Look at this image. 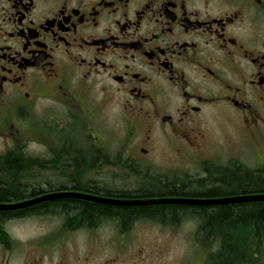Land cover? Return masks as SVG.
Returning <instances> with one entry per match:
<instances>
[{"label": "flooded vegetation", "instance_id": "1", "mask_svg": "<svg viewBox=\"0 0 264 264\" xmlns=\"http://www.w3.org/2000/svg\"><path fill=\"white\" fill-rule=\"evenodd\" d=\"M42 98L92 116L104 101L118 106L129 127L143 130L134 137L135 161H147L158 135L194 146L216 109L252 129L264 119V0H0V127L6 113ZM65 131L45 167L68 171V157L89 161L76 166L79 174L134 168L131 157L118 163L98 144L78 149ZM142 168L134 171L146 181ZM53 216L56 241L89 231ZM29 217L0 221V264H41L12 234Z\"/></svg>", "mask_w": 264, "mask_h": 264}, {"label": "rangeland", "instance_id": "2", "mask_svg": "<svg viewBox=\"0 0 264 264\" xmlns=\"http://www.w3.org/2000/svg\"><path fill=\"white\" fill-rule=\"evenodd\" d=\"M94 101L97 103L99 100L96 98ZM55 105L42 98L35 107L6 113L9 123L0 127V155L24 142L22 148L28 156L50 158V150L58 147L57 136L61 137L64 127L66 131L69 129V138L77 142L80 150L89 147L90 142L98 144L109 154L131 157L134 168L101 167L96 172L92 171L93 174H81L88 179L97 178L104 185L105 181L110 182L117 189H123L122 186L137 188V185L145 182L140 177L142 171H134L140 167L148 168L146 173L151 178L162 175L167 180L171 175L204 179L207 173L202 169L203 162L228 165L229 161L236 160L251 169L264 165V119L254 128L248 129L216 109L211 111L199 127L203 139L195 142L194 146L178 144L158 135L153 139L151 155L146 158L147 161H135L132 159L135 156L132 151L134 137L143 134V130L140 126L129 127L125 122L126 114L118 106L104 101L100 104V113L92 116L74 108H66L64 111ZM13 121L17 125L10 127ZM72 125L74 129H71ZM88 131L91 133L88 134ZM59 168L56 165L36 167L30 174L42 182L48 181L49 175L59 177L69 174L67 170ZM81 170L78 169V173ZM57 223L59 221L53 215H32L17 221L12 234L19 240L20 252L28 257L34 256L41 264H204L206 257L219 248V241L210 246L197 241L198 220L190 217H184L178 225H163L141 219L134 222L126 233H119L112 223H104L93 230L68 232V238L64 241H56L62 235L56 229ZM254 241L252 250H255L260 238ZM262 246L263 251L255 253L260 260L248 264H264ZM39 247L45 248L41 250ZM250 253L248 249L246 254Z\"/></svg>", "mask_w": 264, "mask_h": 264}, {"label": "trees", "instance_id": "3", "mask_svg": "<svg viewBox=\"0 0 264 264\" xmlns=\"http://www.w3.org/2000/svg\"><path fill=\"white\" fill-rule=\"evenodd\" d=\"M23 145L24 142L18 143L0 155V202H19L43 193L67 190L122 199L219 198L264 193V165L251 169L236 160L229 161L228 165L203 162L202 169L207 173L204 179L171 175L166 180L160 175L142 182L144 187L126 190L117 189L107 181L104 185V182L97 178L88 179L79 174L76 167L82 163L87 169L88 160L81 162L80 159L65 157L64 166L72 168L68 170L69 174L59 177L49 175L50 179L42 182L30 172L36 167L47 164L48 159L28 156L24 153ZM115 159L119 162L124 161L119 155ZM151 181L152 183L149 184ZM32 215H60L70 230L76 228L91 230L102 223L112 222L119 233H126L134 222L141 219L163 225H178L184 217L196 218L197 241L209 246L219 241V248L206 257L204 264L258 262L260 258L255 253L263 251L262 245H264V201L214 206L164 204L117 207L66 198L42 202L19 210L1 211L0 221L9 216ZM255 238H260V241L255 250H252ZM248 249L251 250L250 254H246Z\"/></svg>", "mask_w": 264, "mask_h": 264}, {"label": "water", "instance_id": "4", "mask_svg": "<svg viewBox=\"0 0 264 264\" xmlns=\"http://www.w3.org/2000/svg\"><path fill=\"white\" fill-rule=\"evenodd\" d=\"M80 199L90 201L97 204L117 206V207H131V206H147V205H161V204H175L183 206H214V205H230L236 203L264 201V193L261 194H241L232 195L219 198H192V197H157V198H136V199H122L101 197L89 193L79 191H58L46 195H39L33 198L19 201L16 203H2L0 202V211H12L33 206L44 201H52L57 199Z\"/></svg>", "mask_w": 264, "mask_h": 264}, {"label": "bare ground", "instance_id": "5", "mask_svg": "<svg viewBox=\"0 0 264 264\" xmlns=\"http://www.w3.org/2000/svg\"><path fill=\"white\" fill-rule=\"evenodd\" d=\"M54 192H58V191H54ZM50 193H53V192L43 193V195L50 194ZM41 195H42V194H41ZM24 200H26V199H24ZM24 200H21V201H24ZM44 202H46V201H44ZM13 203H16V202H13ZM41 203H42V202H41Z\"/></svg>", "mask_w": 264, "mask_h": 264}]
</instances>
